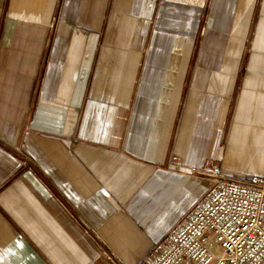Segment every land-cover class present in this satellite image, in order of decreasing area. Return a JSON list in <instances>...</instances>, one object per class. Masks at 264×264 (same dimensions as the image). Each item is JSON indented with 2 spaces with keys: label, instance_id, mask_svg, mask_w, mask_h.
I'll list each match as a JSON object with an SVG mask.
<instances>
[{
  "label": "crops",
  "instance_id": "crops-1",
  "mask_svg": "<svg viewBox=\"0 0 264 264\" xmlns=\"http://www.w3.org/2000/svg\"><path fill=\"white\" fill-rule=\"evenodd\" d=\"M212 166L264 174V0H0V264H144Z\"/></svg>",
  "mask_w": 264,
  "mask_h": 264
},
{
  "label": "built area",
  "instance_id": "built-area-1",
  "mask_svg": "<svg viewBox=\"0 0 264 264\" xmlns=\"http://www.w3.org/2000/svg\"><path fill=\"white\" fill-rule=\"evenodd\" d=\"M212 185L154 244L144 264H264V174Z\"/></svg>",
  "mask_w": 264,
  "mask_h": 264
}]
</instances>
